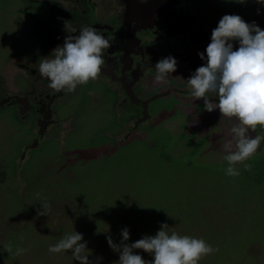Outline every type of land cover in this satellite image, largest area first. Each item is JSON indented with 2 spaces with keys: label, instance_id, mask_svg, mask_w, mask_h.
<instances>
[{
  "label": "rangeland",
  "instance_id": "374dc122",
  "mask_svg": "<svg viewBox=\"0 0 264 264\" xmlns=\"http://www.w3.org/2000/svg\"><path fill=\"white\" fill-rule=\"evenodd\" d=\"M22 2L0 0L3 15L24 4L34 7ZM256 19L264 23L263 17ZM215 28H210L205 49ZM2 32L0 29V50L8 53L1 42ZM238 47L234 42V48ZM96 97L79 101L72 94L65 99L59 113L80 108L74 131L67 134L58 127L53 139L51 130L48 139L33 149L32 158L27 155V172L18 175L12 161L18 146L26 144L27 140L21 139L22 135L26 138L30 126L16 122L20 116L14 110L0 108V264H79L71 251H48L50 245L74 231L83 235L94 264H114L119 254L109 246L108 235L119 244L121 231L128 228V243H133L145 235L155 236L161 224L169 226V233L201 238L219 249L199 264H264V190L250 185L251 190H241L238 186L244 185L243 180L224 177L223 171L207 163L186 165L178 158L168 162L171 155L166 147L173 140L157 125L158 120L149 122L152 129L145 145L125 142L128 139H123L120 125L115 124V111L104 110L105 105ZM252 160L255 169L264 168V156L255 155ZM24 162L18 160V164ZM38 195L54 199L55 204L62 198L76 207L63 204L58 210L50 203V212L45 215L49 221L35 219L34 228L33 221L27 219L25 228L15 224L7 229L5 220L14 216L15 204L22 198L40 202ZM28 201L31 207L33 199ZM40 208L43 212V204L31 208L34 218L42 216L38 215ZM9 242L13 251L16 247L27 251L10 256L2 251ZM135 252L145 260L154 259L142 249Z\"/></svg>",
  "mask_w": 264,
  "mask_h": 264
},
{
  "label": "flooded vegetation",
  "instance_id": "af4514ba",
  "mask_svg": "<svg viewBox=\"0 0 264 264\" xmlns=\"http://www.w3.org/2000/svg\"><path fill=\"white\" fill-rule=\"evenodd\" d=\"M23 2L34 4V7L24 4L4 15L0 8L1 42L8 51L0 50V108L14 110L20 116L16 122L26 128L30 126L26 138L22 135L21 139L27 140L26 144L18 146L13 157L15 174L27 172V155L28 159L32 158L33 149L41 140L48 139L51 130L53 139L58 127L67 134L74 131L75 117L80 108L72 107L70 112L59 113V105L72 94L79 101L87 96H97L96 99L105 105L104 110L115 111V124L120 125L123 139H128L125 142L133 140L145 145L152 129L149 122L158 120L157 125L165 128L173 140L170 145L173 147H166L171 155L168 162L178 158L186 165L207 163L225 174L228 163L224 159L222 144L226 123L229 122L226 119L220 121L218 109L212 112L204 110L202 100L193 103L186 80L203 65L198 53H206L204 44L210 39V28L218 26L220 17L239 15L247 23L255 22L264 29L263 21L256 19L264 18V4L256 0H244L243 3L240 0ZM83 26L100 29L106 37H112L114 43L105 52V64L97 80L78 85L74 93L57 92L49 87L50 80L39 75V63L45 58H54L51 56L53 50L62 46L69 34L77 35ZM72 29L77 33H72ZM168 56L178 61L177 71L171 74L173 77L166 86L158 87L153 83L155 64ZM251 134L264 137V128L258 127ZM258 155L264 156V140L256 157ZM19 159L25 162L18 164ZM252 162V159L245 162L251 165L250 170L243 164L236 165L240 170L236 179L244 181V185L238 188L251 190L250 185L264 190V168L257 170ZM232 183L237 186L234 181ZM38 196L40 202L29 198L35 202L33 204L32 201L31 207L29 199L24 198L15 204L14 216L5 220L7 229L15 224L25 228L27 219L33 221L34 228L35 219L41 217V220L49 221L50 217L45 215L33 216L35 210L31 208L42 203H53L58 210L63 204L76 207L74 202H63L62 198L55 204L52 198ZM78 213L81 214L79 209ZM54 226L64 230L61 224Z\"/></svg>",
  "mask_w": 264,
  "mask_h": 264
},
{
  "label": "clouds",
  "instance_id": "9594fccd",
  "mask_svg": "<svg viewBox=\"0 0 264 264\" xmlns=\"http://www.w3.org/2000/svg\"><path fill=\"white\" fill-rule=\"evenodd\" d=\"M241 3L244 0H240ZM264 4V0H256ZM77 33L76 29L71 30ZM234 42L239 43L234 48ZM114 40L105 36L96 27L83 26L77 35L69 34L64 44L57 46L51 56L39 63L38 73L50 80L53 90L74 93L78 85H86L99 78L105 64V52L112 47ZM204 52L198 53L206 63L198 67L186 80L190 96L195 103L203 101L204 110H219L221 120L225 119L226 136L222 144L224 159L228 163L225 175L236 178L240 175L237 164L245 163L258 152L264 137L251 133L258 127L264 128V29L255 22L247 23L239 15H224L218 26L212 30L211 42ZM178 61L173 56L162 58L155 64L154 85L164 87L177 71ZM215 98V99H214ZM44 211L38 215H48L50 205L42 203ZM169 226L161 224L155 236L145 235L133 243L130 230L121 231L122 240L114 242L111 235L107 242L112 250L119 254L114 264H199L204 257L218 252V248L204 239L188 235L169 233ZM81 233H66L55 245H50V253L71 251L79 264H94L89 259L92 254ZM142 249L153 256L145 260L135 250ZM4 252L10 256H20L27 249L16 247L11 242L3 245ZM102 259V258H98Z\"/></svg>",
  "mask_w": 264,
  "mask_h": 264
},
{
  "label": "bare ground",
  "instance_id": "6f19581e",
  "mask_svg": "<svg viewBox=\"0 0 264 264\" xmlns=\"http://www.w3.org/2000/svg\"><path fill=\"white\" fill-rule=\"evenodd\" d=\"M220 164H221V163H220ZM220 164H219V165H220ZM224 164H226V163H224ZM222 165H223V164H222ZM227 165H228V164H227Z\"/></svg>",
  "mask_w": 264,
  "mask_h": 264
}]
</instances>
